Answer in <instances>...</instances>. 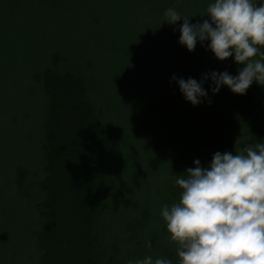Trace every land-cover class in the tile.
<instances>
[{
  "label": "trees",
  "instance_id": "trees-1",
  "mask_svg": "<svg viewBox=\"0 0 264 264\" xmlns=\"http://www.w3.org/2000/svg\"><path fill=\"white\" fill-rule=\"evenodd\" d=\"M25 1L0 0V43L8 51L4 59L0 53V80L19 78L25 67L27 92L41 99L33 115L37 134L28 144L38 164L30 171L25 159H15L4 169L5 189L24 222L0 239V264H128L148 256L179 264V245L160 215L179 200L175 180L194 160L204 167L217 151L235 155L264 144V105L253 101L264 98V86L253 82L243 95L221 86L213 95L209 80L203 87L211 104L184 100L171 77L199 81L216 71L212 53L206 42L188 52L178 44L182 21L161 26L155 11L162 15L190 0H131L129 29L115 26L110 35H127L138 47L132 52L127 43L121 49L115 39L108 42L115 70L102 66L106 56L70 62L62 44L40 45L41 57L30 66L34 50L11 35Z\"/></svg>",
  "mask_w": 264,
  "mask_h": 264
},
{
  "label": "clouds",
  "instance_id": "clouds-1",
  "mask_svg": "<svg viewBox=\"0 0 264 264\" xmlns=\"http://www.w3.org/2000/svg\"><path fill=\"white\" fill-rule=\"evenodd\" d=\"M164 15L169 25L182 21L178 44L188 52L207 42L206 50L216 60L232 57L242 65L235 76L212 71L198 81L173 75L171 80L192 106L211 104L203 87L209 80L213 95L221 86L238 95L254 81L264 86V51L258 47L264 46V0H213L201 13L208 19L197 23L172 8ZM184 173L175 180L181 190L178 202L160 213L170 239L179 245V264H264V144L246 146L235 155L217 151L207 166L197 159ZM128 264L172 261L148 256Z\"/></svg>",
  "mask_w": 264,
  "mask_h": 264
},
{
  "label": "rangeland",
  "instance_id": "rangeland-1",
  "mask_svg": "<svg viewBox=\"0 0 264 264\" xmlns=\"http://www.w3.org/2000/svg\"><path fill=\"white\" fill-rule=\"evenodd\" d=\"M84 1H82L84 2L82 4L80 0H65L59 4L58 2H54L53 6L48 1L40 3L37 0H26L17 6V16L15 20L11 21L15 25L14 28L16 30L11 35L17 37L18 43L26 44L27 48L34 50L30 56V66L37 61V57L38 59L41 57L40 45L56 44L60 47L59 44H62L64 46L63 50L68 55L70 62L79 61L84 63L85 60H95V57L106 56V60L102 63V66L107 67L110 71L115 70L116 67L115 62L104 49L110 46L108 42L113 44V40L115 39L114 45L116 47H121L122 49L125 43H127L129 46L131 45L132 52L136 50L138 44L127 41V35H115V37L110 35L115 26L122 27L124 33L126 32L124 27L127 26H125L124 21L130 19L131 0ZM212 2L213 0H190L186 6H182L179 9L173 7L172 9H175L180 14L184 13L186 16H188L186 13L190 12L196 18L195 20L189 18V23H197V17L201 18V20L208 19L207 16H202L201 13H205L207 6ZM1 10V17L5 19L9 13L2 7ZM155 15L158 19V24L162 26L165 22V15H161L159 10L155 11ZM96 20L97 23H95ZM48 22L51 24L48 25ZM33 36L34 40L31 41ZM260 47L264 51V46ZM147 48H149L148 42ZM20 51H17V53L21 61L22 53ZM117 52L119 53L120 50H117ZM0 53L4 59V56L8 54L5 46L1 45ZM211 56L213 58L214 69L217 72L227 71L229 74L235 76L237 72L235 68L242 67V65L238 66L235 64L232 57L218 61L212 54ZM6 59H8V55ZM96 64L98 67H101L100 62L96 61ZM22 70L19 78L15 76L11 80H0V91H2V97L0 95V208H2L0 215V239L6 237L5 234L8 233L11 227L17 228L11 232L18 231L19 226L23 225L24 222L22 210L16 203L10 200L12 194L11 188L5 189V176L3 174L5 167L15 159H25L24 162L30 171H33L38 164L36 151H33L34 149L31 146L29 147L28 144H30V141L37 134L39 117L34 119L33 115L37 114L41 99L39 97L31 98L28 94L27 86H30L29 73L25 75V67ZM103 78L104 76L100 73L98 82H104L105 79ZM219 93L217 92V94ZM255 99L254 97L253 101L257 102L260 107L264 105V98L262 96L257 97L256 101ZM30 103H32V106H29ZM247 109L248 111L246 112L254 111L251 108ZM26 113H29L30 117L25 118ZM16 126H19L20 129L16 130ZM8 130H13L15 135L12 136ZM6 226H8V230L5 231ZM17 242L14 241L16 244Z\"/></svg>",
  "mask_w": 264,
  "mask_h": 264
}]
</instances>
